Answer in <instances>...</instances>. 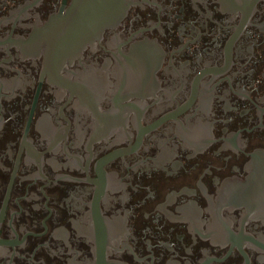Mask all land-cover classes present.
Wrapping results in <instances>:
<instances>
[{
    "label": "flooded vegetation",
    "instance_id": "obj_1",
    "mask_svg": "<svg viewBox=\"0 0 264 264\" xmlns=\"http://www.w3.org/2000/svg\"><path fill=\"white\" fill-rule=\"evenodd\" d=\"M0 264H264V0H0Z\"/></svg>",
    "mask_w": 264,
    "mask_h": 264
}]
</instances>
